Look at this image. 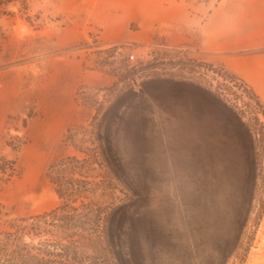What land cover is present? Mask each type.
Wrapping results in <instances>:
<instances>
[{"label":"rangeland","instance_id":"374dc122","mask_svg":"<svg viewBox=\"0 0 264 264\" xmlns=\"http://www.w3.org/2000/svg\"><path fill=\"white\" fill-rule=\"evenodd\" d=\"M0 264H264V0H11Z\"/></svg>","mask_w":264,"mask_h":264},{"label":"built area","instance_id":"2783aa9c","mask_svg":"<svg viewBox=\"0 0 264 264\" xmlns=\"http://www.w3.org/2000/svg\"><path fill=\"white\" fill-rule=\"evenodd\" d=\"M148 48V47H147ZM124 49L123 47L118 48L117 50V54L122 55V57L126 58V61L128 63H140V61H147V60H153L154 59V55L151 53V51H144L141 54L137 55V52L135 50H127L126 51V55H123ZM130 67H133V65L131 64Z\"/></svg>","mask_w":264,"mask_h":264},{"label":"trees","instance_id":"16d2710c","mask_svg":"<svg viewBox=\"0 0 264 264\" xmlns=\"http://www.w3.org/2000/svg\"><path fill=\"white\" fill-rule=\"evenodd\" d=\"M11 0H0V16L7 12Z\"/></svg>","mask_w":264,"mask_h":264},{"label":"crops","instance_id":"0c3cea01","mask_svg":"<svg viewBox=\"0 0 264 264\" xmlns=\"http://www.w3.org/2000/svg\"><path fill=\"white\" fill-rule=\"evenodd\" d=\"M155 1H157V3H160L161 2V0H155Z\"/></svg>","mask_w":264,"mask_h":264}]
</instances>
